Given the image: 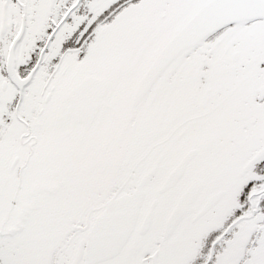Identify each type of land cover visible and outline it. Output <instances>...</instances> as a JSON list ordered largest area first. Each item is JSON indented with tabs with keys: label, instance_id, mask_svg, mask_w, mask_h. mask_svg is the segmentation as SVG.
Returning a JSON list of instances; mask_svg holds the SVG:
<instances>
[{
	"label": "snow or ice",
	"instance_id": "snow-or-ice-1",
	"mask_svg": "<svg viewBox=\"0 0 264 264\" xmlns=\"http://www.w3.org/2000/svg\"><path fill=\"white\" fill-rule=\"evenodd\" d=\"M0 264H264V0H0Z\"/></svg>",
	"mask_w": 264,
	"mask_h": 264
}]
</instances>
